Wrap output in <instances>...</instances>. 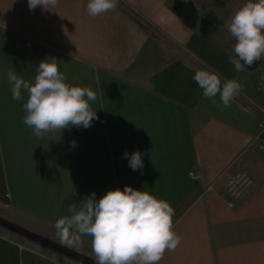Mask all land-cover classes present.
<instances>
[{
  "label": "crops",
  "instance_id": "crops-1",
  "mask_svg": "<svg viewBox=\"0 0 264 264\" xmlns=\"http://www.w3.org/2000/svg\"><path fill=\"white\" fill-rule=\"evenodd\" d=\"M212 1L119 0L92 17L88 0L33 11L0 0V216L61 243L54 224L71 204L131 186L174 208L181 243L159 264H264V115L252 104L264 101L261 69L231 63L228 25L247 1ZM53 58L68 84L96 93L98 119L36 137L22 123L28 94L12 99L7 72L32 83ZM204 68L242 85L230 107L203 98L192 77ZM135 151L144 166L133 171L125 153ZM236 170L257 186L230 207L224 184ZM81 239L70 248L94 259L92 238ZM0 264L76 263L0 233Z\"/></svg>",
  "mask_w": 264,
  "mask_h": 264
},
{
  "label": "clouds",
  "instance_id": "clouds-1",
  "mask_svg": "<svg viewBox=\"0 0 264 264\" xmlns=\"http://www.w3.org/2000/svg\"><path fill=\"white\" fill-rule=\"evenodd\" d=\"M57 4L58 0H28L30 11L37 6L52 10ZM118 4L119 0H88L87 13L96 17L115 10ZM228 32L235 40L231 63L236 72L264 58V0H247L232 17ZM36 71L32 83L14 70L7 72L12 99L20 101L24 99L22 93L28 94L22 123L36 137L73 126L88 128L98 119L90 106L96 93L68 84L55 58L42 60ZM192 79L203 98L212 100L221 110L230 107L243 90L237 80H222L214 69L197 70ZM72 144L75 146V141ZM125 157L133 171L143 168L140 151L130 156L126 152ZM68 213L55 221L57 237L61 244L74 247L81 244L83 236H90L95 264H159L166 251H175L182 239L173 229L175 211L170 203L131 186L111 189L99 199L92 192L82 199L79 208L71 204Z\"/></svg>",
  "mask_w": 264,
  "mask_h": 264
},
{
  "label": "built area",
  "instance_id": "built-area-1",
  "mask_svg": "<svg viewBox=\"0 0 264 264\" xmlns=\"http://www.w3.org/2000/svg\"><path fill=\"white\" fill-rule=\"evenodd\" d=\"M258 89L261 92L264 99V65L261 68L258 76ZM256 106L258 112L264 115V101L258 105L253 103ZM259 148L264 156V143L259 145ZM192 176H197L196 173L192 172ZM257 186L256 179L245 170H236L231 172L224 184V194L225 201L228 206L234 207L237 203L243 201L248 195L249 191ZM211 186L207 187V190H211Z\"/></svg>",
  "mask_w": 264,
  "mask_h": 264
},
{
  "label": "water",
  "instance_id": "water-1",
  "mask_svg": "<svg viewBox=\"0 0 264 264\" xmlns=\"http://www.w3.org/2000/svg\"><path fill=\"white\" fill-rule=\"evenodd\" d=\"M258 64L259 61H255L254 64L252 66H248V68L254 70L257 68ZM0 227L18 234L33 243H36L46 249L72 259L78 263L95 264V260L93 258L77 253L75 250L64 244H61L57 241H54L53 239H50L33 231L27 230L21 225L9 222L2 217H0Z\"/></svg>",
  "mask_w": 264,
  "mask_h": 264
},
{
  "label": "trees",
  "instance_id": "trees-1",
  "mask_svg": "<svg viewBox=\"0 0 264 264\" xmlns=\"http://www.w3.org/2000/svg\"><path fill=\"white\" fill-rule=\"evenodd\" d=\"M0 217H2V216H0ZM2 218H4V217H2ZM4 219L7 220V221H9V222H11V221L8 220L7 218H4ZM0 233L5 234V235H7L9 238H12V239H15V240L29 241V240L25 239L24 237H22V236H20V235H18V234H15V233H13V232H11V231H9V230H6V229H4V228H2V227H0ZM29 242H31V241H29ZM31 243H33V242H31ZM34 244H36V243H34ZM45 249H46V248H45ZM46 250L51 251V250H49V249H46Z\"/></svg>",
  "mask_w": 264,
  "mask_h": 264
},
{
  "label": "rangeland",
  "instance_id": "rangeland-1",
  "mask_svg": "<svg viewBox=\"0 0 264 264\" xmlns=\"http://www.w3.org/2000/svg\"><path fill=\"white\" fill-rule=\"evenodd\" d=\"M226 1H230V0H225L223 3V5H225L226 6V4L227 3H225ZM231 1H234V0H231ZM247 1V0H246ZM204 2H205V4L206 5H212L213 4V1L212 0H204ZM227 6H228V4H227ZM263 64H264V62H263V59L262 60H260V62H259V64H258V66H257V68L256 69H254V70H252L253 72H252V74L253 75H256V73H258L259 72V70L263 67ZM4 218H6V217H4ZM63 257H65V256H63ZM66 259H69V258H67V257H65ZM70 261H72L73 263H76V264H81V263H78V262H76V261H74V260H72V259H69Z\"/></svg>",
  "mask_w": 264,
  "mask_h": 264
}]
</instances>
